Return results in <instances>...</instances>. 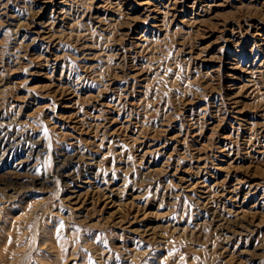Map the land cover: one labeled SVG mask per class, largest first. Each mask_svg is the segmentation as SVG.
I'll list each match as a JSON object with an SVG mask.
<instances>
[{
  "label": "rangeland",
  "instance_id": "374dc122",
  "mask_svg": "<svg viewBox=\"0 0 264 264\" xmlns=\"http://www.w3.org/2000/svg\"><path fill=\"white\" fill-rule=\"evenodd\" d=\"M0 264H264V0H0Z\"/></svg>",
  "mask_w": 264,
  "mask_h": 264
}]
</instances>
